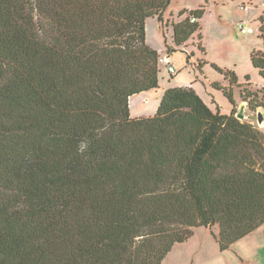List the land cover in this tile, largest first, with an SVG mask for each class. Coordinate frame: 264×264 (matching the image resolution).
<instances>
[{
    "label": "trees",
    "instance_id": "trees-1",
    "mask_svg": "<svg viewBox=\"0 0 264 264\" xmlns=\"http://www.w3.org/2000/svg\"><path fill=\"white\" fill-rule=\"evenodd\" d=\"M171 2L0 0V264H163L196 227L225 251L264 225V132L232 90L213 82L230 113L187 85L131 116L160 87L147 19ZM205 8L179 12L175 44ZM251 59L264 78V49Z\"/></svg>",
    "mask_w": 264,
    "mask_h": 264
},
{
    "label": "rangeland",
    "instance_id": "rangeland-1",
    "mask_svg": "<svg viewBox=\"0 0 264 264\" xmlns=\"http://www.w3.org/2000/svg\"><path fill=\"white\" fill-rule=\"evenodd\" d=\"M196 5L206 6L202 29L178 46L174 42L173 24L187 15H179L181 8ZM263 6L264 0H172L163 22L157 16L149 17L147 43L161 56L169 54L175 71L171 75L168 64L161 62L160 87L133 95L131 116L154 115L166 89L187 85L193 86L212 108L219 107L223 113H230L229 98L222 89L213 86V82L218 81L232 90L237 111L246 103L248 116L244 120L264 132V123L260 124L258 117L259 112L264 113V78L251 59L254 50L264 49V27L260 21L264 9L255 19L247 17L248 9L259 10ZM242 22L252 30L244 33ZM202 61L207 62L201 64ZM211 62L234 71L238 81L232 83L213 68ZM245 96H248L246 100ZM250 99H253L251 104ZM218 235L217 225L196 227L194 235L177 243L163 264H264V225L225 251L220 248Z\"/></svg>",
    "mask_w": 264,
    "mask_h": 264
},
{
    "label": "built area",
    "instance_id": "built-area-1",
    "mask_svg": "<svg viewBox=\"0 0 264 264\" xmlns=\"http://www.w3.org/2000/svg\"><path fill=\"white\" fill-rule=\"evenodd\" d=\"M195 20H196V18L193 17L192 18V21H195ZM241 29H242V31L244 33L250 32L252 30V28H250L249 26H247V24L245 22H242ZM160 61L163 62V63L168 64L169 71H171V72H174L175 71V67L172 65V59H171V56L169 54H165L164 56H162L160 58Z\"/></svg>",
    "mask_w": 264,
    "mask_h": 264
},
{
    "label": "water",
    "instance_id": "water-1",
    "mask_svg": "<svg viewBox=\"0 0 264 264\" xmlns=\"http://www.w3.org/2000/svg\"><path fill=\"white\" fill-rule=\"evenodd\" d=\"M247 113H246V103H243L242 106L240 107L239 111L237 112V117L244 120L247 118ZM259 117V123L262 124L264 123V113L259 112L258 114Z\"/></svg>",
    "mask_w": 264,
    "mask_h": 264
},
{
    "label": "crops",
    "instance_id": "crops-1",
    "mask_svg": "<svg viewBox=\"0 0 264 264\" xmlns=\"http://www.w3.org/2000/svg\"><path fill=\"white\" fill-rule=\"evenodd\" d=\"M198 7H199V5L198 6L197 5L196 6H190V7L187 6V7L181 8L180 11L183 10V9H196ZM263 9H264V6H263L262 9H259V10H256V9H248V11H247V14H248L247 17L250 18V19H255L259 14L262 13L261 11H263ZM173 32H174V29H173Z\"/></svg>",
    "mask_w": 264,
    "mask_h": 264
}]
</instances>
